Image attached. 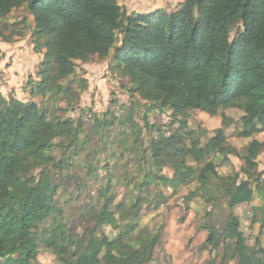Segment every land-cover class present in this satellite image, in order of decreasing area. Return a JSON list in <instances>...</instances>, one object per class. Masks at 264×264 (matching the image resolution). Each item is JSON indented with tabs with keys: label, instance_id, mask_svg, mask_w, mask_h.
<instances>
[{
	"label": "trees",
	"instance_id": "16d2710c",
	"mask_svg": "<svg viewBox=\"0 0 264 264\" xmlns=\"http://www.w3.org/2000/svg\"><path fill=\"white\" fill-rule=\"evenodd\" d=\"M19 8L32 17L34 50L42 54L39 80L33 86L37 95L57 93L72 101L78 93L66 79L75 61L112 54L132 92L170 111L171 123L178 124L172 133L178 147L169 150L161 135L148 151H136L138 174L128 178L124 172L116 182L114 167L91 160L87 173L96 178L103 169L106 179L95 199L81 202L82 228L77 230L58 196L64 191L62 178L75 171L74 159L87 143L79 139L80 125L74 127L71 120L59 117L48 123L35 101L0 95V257L6 256L0 264H37L40 247L61 264H108L115 258L130 264L139 248L153 240L133 222L139 210L132 191H146L158 182L177 193L182 184L194 180L204 184L211 177L230 182L222 195L230 211L222 228L207 226L206 242L213 249L224 243L223 250L232 259L246 255L240 264H264V247L258 240L252 247L245 245L239 218L233 214L235 206L253 199L252 182L264 176V170L255 169L264 142L253 138L240 151L229 146L246 166L247 179L239 182L235 176L219 175L212 161L198 171L186 163L191 154L203 160L226 146V129L233 121L222 113L221 125L202 145L200 133L189 126L192 110L214 116L222 107L234 108L243 112L244 127L256 124L264 132V0H179L169 12L141 14L127 13L118 0H0V17ZM5 32L6 26L0 24V39L11 42ZM101 125L98 121L97 128ZM121 125L119 142L132 151L125 141L135 128ZM96 132L106 144L109 134ZM240 135L251 137L253 131ZM165 156L173 169L171 177L160 172ZM76 185H83L82 180ZM118 186L125 188L119 200L114 192ZM257 210L262 231L264 207ZM105 225L123 226L122 232L136 234L112 242L97 234Z\"/></svg>",
	"mask_w": 264,
	"mask_h": 264
},
{
	"label": "rangeland",
	"instance_id": "374dc122",
	"mask_svg": "<svg viewBox=\"0 0 264 264\" xmlns=\"http://www.w3.org/2000/svg\"><path fill=\"white\" fill-rule=\"evenodd\" d=\"M118 2L127 13L133 14L159 9L169 12L176 6V0ZM0 24L6 26L5 33L12 40L6 42L0 39V95L22 102L35 101L47 114L48 123L59 117L71 120L74 127L79 124V139L87 142L74 159L75 171H70L62 178L64 191L58 196V203L62 205L72 225L81 230V202L95 199L106 179L103 169L97 171L96 178L87 173L90 161L95 162L97 159L102 165L108 163L111 169L114 167L113 182L124 172L129 173L128 178H134L138 174L136 151H148L150 144L157 143L161 135L165 137V144L169 142V150L175 149L178 145L175 139L173 140L172 133L178 124L171 123L170 111L162 110L152 101L144 100L132 92L131 83L123 76L121 69L115 66L112 54L104 59L93 56L86 62L75 61L66 79V83L73 84L72 87L78 93L72 101L69 102L57 93L46 97L37 95L33 86L39 80L38 66L42 54L34 50L32 17L27 15L23 8H19L1 16ZM222 113L233 120L226 129L227 145L218 148L203 160L191 154L186 163L198 171L206 162L212 161L219 175L235 176L239 182L247 179L243 171L246 166L241 158L229 152V146L240 151L253 138L264 142V132L256 124L244 127L243 112L234 108L222 107L214 116L200 110H192L189 126L200 133L202 145L221 125ZM94 116L102 123L101 127L97 128L98 121H95ZM106 120L111 121V124L104 123ZM121 123L129 129L132 126L135 128V131H130V136L125 141L132 151L124 150L119 142L122 139ZM246 129L253 131L251 137L240 135V132ZM97 130L101 135L109 134V143L99 141ZM134 136L136 138L133 141ZM256 162L255 169L264 170V149L259 152ZM160 165L161 174L171 177L173 169L166 156L165 159H160ZM80 179L83 185L78 186L76 184ZM229 183L226 181L222 184L211 177L204 184L198 180L182 184L177 193H173L169 184L158 182L152 183L146 191L133 190V197H137L135 207L139 210L133 222H136L139 228L143 227L145 236L153 240L146 248H139L138 256L130 264H240L246 255L232 259L224 252V243L221 242L220 248L213 249L211 244L206 242L209 233L207 226L222 228L228 220L230 210L222 195L223 189ZM128 187L133 189L132 186ZM252 187L253 199L249 203L235 206L233 214L239 218V229L245 236V245L252 247L258 240L259 245L264 247V228L261 231L257 222V209L264 207V176L259 182H252ZM114 192L119 200L125 188L118 186ZM124 229L123 226L115 229L105 225L99 228L97 234L112 242L119 238L130 240L129 238L136 234V231L122 232ZM244 251L245 249H242V252ZM37 258V264H61L55 255L44 247H40ZM250 259L254 261L255 257L250 256ZM0 261L5 262L6 256H1ZM108 264H120V261L115 258Z\"/></svg>",
	"mask_w": 264,
	"mask_h": 264
},
{
	"label": "crops",
	"instance_id": "0c3cea01",
	"mask_svg": "<svg viewBox=\"0 0 264 264\" xmlns=\"http://www.w3.org/2000/svg\"><path fill=\"white\" fill-rule=\"evenodd\" d=\"M178 1H179V0H176L175 5L178 3ZM175 5H174V6H175Z\"/></svg>",
	"mask_w": 264,
	"mask_h": 264
}]
</instances>
